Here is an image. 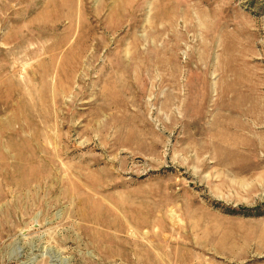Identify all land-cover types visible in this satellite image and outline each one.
<instances>
[{
  "label": "rangeland",
  "instance_id": "1",
  "mask_svg": "<svg viewBox=\"0 0 264 264\" xmlns=\"http://www.w3.org/2000/svg\"><path fill=\"white\" fill-rule=\"evenodd\" d=\"M0 264H264V0H0Z\"/></svg>",
  "mask_w": 264,
  "mask_h": 264
}]
</instances>
